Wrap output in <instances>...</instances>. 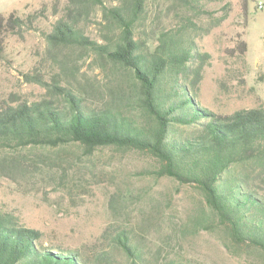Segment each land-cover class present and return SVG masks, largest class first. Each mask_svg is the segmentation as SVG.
I'll use <instances>...</instances> for the list:
<instances>
[{
  "label": "rangeland",
  "instance_id": "rangeland-1",
  "mask_svg": "<svg viewBox=\"0 0 264 264\" xmlns=\"http://www.w3.org/2000/svg\"><path fill=\"white\" fill-rule=\"evenodd\" d=\"M226 1L209 4L212 15L196 16L199 29L188 33L196 50L210 56L197 98L220 115L264 110V8H258L264 0H247L248 17L242 0H228L232 9L225 16L221 8ZM67 2L0 0L4 14H45L33 29L7 41L0 59V101L50 99L65 105L58 87H68L94 104L105 105L113 102L119 88H130L123 71L103 66L92 51L50 44L47 37ZM150 11L147 31L158 29L161 19L167 23L183 14L193 19V13L171 0H152ZM96 27L89 29L91 35ZM148 44L153 48L156 41ZM160 166L149 154L114 146L92 154L79 143L3 148L0 212L12 213L21 224L41 231L45 246L79 249L88 256L102 250L101 235L114 225L142 240L149 259L157 256L156 264H264V250L236 243L201 189L158 176ZM263 167L256 166L255 173ZM242 175H248L246 165L233 167L225 177ZM105 248L128 264L120 250Z\"/></svg>",
  "mask_w": 264,
  "mask_h": 264
},
{
  "label": "trees",
  "instance_id": "trees-1",
  "mask_svg": "<svg viewBox=\"0 0 264 264\" xmlns=\"http://www.w3.org/2000/svg\"><path fill=\"white\" fill-rule=\"evenodd\" d=\"M151 1L68 0L47 37L50 44L92 51L103 66L123 71L130 88H119L113 102L105 105L68 87H58L65 105L50 99L0 101V149L79 143L89 154L110 146L149 154L161 165L158 176L203 191L236 243L264 250V167L254 171L264 165V110L220 115L197 98L210 56L196 50L188 33L199 29L196 16L212 15L209 4L224 0H171L193 13V19L188 14L167 23L161 19L158 29L147 31ZM241 3L248 17L247 0ZM221 9L228 16L231 1ZM41 17L43 12H0V59L7 41L33 29ZM94 25L98 27L91 35ZM153 39L152 48L148 42ZM237 165H246L248 175L225 177ZM42 237L18 216L0 212V264H123L105 245L120 250L128 264L158 263L157 256L154 261L147 256L144 242L123 227L108 226L101 235L102 250L95 247L92 256L79 249L45 246Z\"/></svg>",
  "mask_w": 264,
  "mask_h": 264
},
{
  "label": "built area",
  "instance_id": "built-area-1",
  "mask_svg": "<svg viewBox=\"0 0 264 264\" xmlns=\"http://www.w3.org/2000/svg\"><path fill=\"white\" fill-rule=\"evenodd\" d=\"M258 8H259V9H263V8H264V3H263V2H259V4H258Z\"/></svg>",
  "mask_w": 264,
  "mask_h": 264
}]
</instances>
